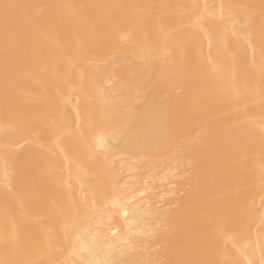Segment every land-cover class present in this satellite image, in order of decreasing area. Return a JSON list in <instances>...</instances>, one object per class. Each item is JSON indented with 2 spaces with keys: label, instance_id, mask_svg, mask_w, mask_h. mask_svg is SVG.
Instances as JSON below:
<instances>
[{
  "label": "bare ground",
  "instance_id": "1",
  "mask_svg": "<svg viewBox=\"0 0 264 264\" xmlns=\"http://www.w3.org/2000/svg\"><path fill=\"white\" fill-rule=\"evenodd\" d=\"M0 264H264V0H0Z\"/></svg>",
  "mask_w": 264,
  "mask_h": 264
},
{
  "label": "snow or ice",
  "instance_id": "2",
  "mask_svg": "<svg viewBox=\"0 0 264 264\" xmlns=\"http://www.w3.org/2000/svg\"><path fill=\"white\" fill-rule=\"evenodd\" d=\"M4 7H5V9H7L8 7H10V5H7V4H5L4 5ZM100 143H103V140H102V138H101V140H100ZM125 216H127L128 215V213L127 212H124L123 213ZM159 226V225H158ZM113 235H115V233H113ZM228 239H231V237H228Z\"/></svg>",
  "mask_w": 264,
  "mask_h": 264
}]
</instances>
